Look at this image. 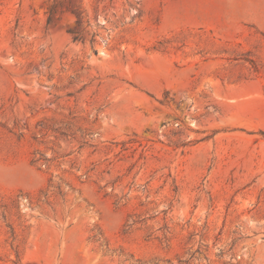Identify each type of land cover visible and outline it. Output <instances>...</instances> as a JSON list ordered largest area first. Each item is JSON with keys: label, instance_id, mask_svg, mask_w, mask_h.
<instances>
[{"label": "rangeland", "instance_id": "1", "mask_svg": "<svg viewBox=\"0 0 264 264\" xmlns=\"http://www.w3.org/2000/svg\"><path fill=\"white\" fill-rule=\"evenodd\" d=\"M0 264H264V0H0Z\"/></svg>", "mask_w": 264, "mask_h": 264}, {"label": "trees", "instance_id": "2", "mask_svg": "<svg viewBox=\"0 0 264 264\" xmlns=\"http://www.w3.org/2000/svg\"><path fill=\"white\" fill-rule=\"evenodd\" d=\"M78 6V7H77ZM81 3L79 5H73L72 7H70L69 12L73 15H75V17L77 18L76 20V25L78 27L82 26L83 23V18H84V10L81 7ZM55 6L51 5L48 9V16H47V23H49L51 21V13L54 11ZM70 35H73V40L74 41H78V37H79V33L78 32H69Z\"/></svg>", "mask_w": 264, "mask_h": 264}]
</instances>
